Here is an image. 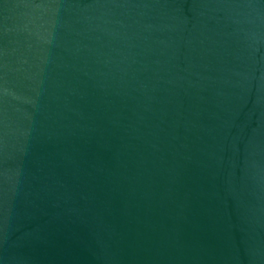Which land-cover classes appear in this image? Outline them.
<instances>
[{
  "label": "water",
  "instance_id": "obj_1",
  "mask_svg": "<svg viewBox=\"0 0 264 264\" xmlns=\"http://www.w3.org/2000/svg\"><path fill=\"white\" fill-rule=\"evenodd\" d=\"M0 264H264V0H0Z\"/></svg>",
  "mask_w": 264,
  "mask_h": 264
}]
</instances>
